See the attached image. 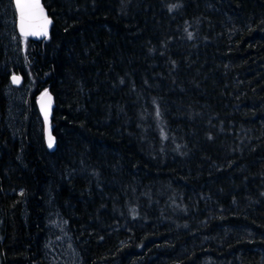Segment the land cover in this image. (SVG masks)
<instances>
[{"label": "trees", "instance_id": "1", "mask_svg": "<svg viewBox=\"0 0 264 264\" xmlns=\"http://www.w3.org/2000/svg\"><path fill=\"white\" fill-rule=\"evenodd\" d=\"M42 1L25 50L0 17L1 264H50L51 211L82 264H264V0Z\"/></svg>", "mask_w": 264, "mask_h": 264}, {"label": "rangeland", "instance_id": "2", "mask_svg": "<svg viewBox=\"0 0 264 264\" xmlns=\"http://www.w3.org/2000/svg\"><path fill=\"white\" fill-rule=\"evenodd\" d=\"M2 22L7 30L9 40L17 48L21 50L26 49V38L20 37L16 30H12L10 27L12 20L9 19V15H1ZM29 87L24 84V79L20 86H13L10 89L9 95L11 97L10 105V120L12 122H18L17 118L20 114V110L24 107V103L27 100ZM40 94L38 95V97ZM48 225L50 227L49 234L45 241V251L47 253V259L50 264H82L79 251L73 241L68 223L57 211H51L48 217ZM1 264V261H0Z\"/></svg>", "mask_w": 264, "mask_h": 264}, {"label": "water", "instance_id": "3", "mask_svg": "<svg viewBox=\"0 0 264 264\" xmlns=\"http://www.w3.org/2000/svg\"><path fill=\"white\" fill-rule=\"evenodd\" d=\"M12 1H13L16 17H17L16 22H15L16 32L20 37L30 38L34 41L49 37L50 29H51V25H52V20L49 16L48 10L45 7L42 0H39V3L43 8L44 16L43 17L37 16L36 19L31 21V25H33V26H30V22L27 20V18H25L23 31L21 30V10H20V7L17 4V0H12ZM21 2L22 3H28V2H32V0H21ZM35 11L38 12V10H35ZM45 17H46L47 21H49V23H47V26H46V32L44 31V18ZM26 32H27V35L25 34ZM13 77H17L18 80H14ZM23 79H24V77L21 74H12L11 75V84L13 86H20ZM36 105H37V109H38V112L40 114V117H41V120L43 123V132H44V137H45V144H46L47 149L49 151H54L56 149V142L57 141H56V137L53 133V126L51 123V115H52L53 109L55 107V97L50 90H44L43 92H41L40 96L37 98ZM45 110H47V119L45 118ZM49 136H51L53 138V144L51 147H49V143H48Z\"/></svg>", "mask_w": 264, "mask_h": 264}, {"label": "snow or ice", "instance_id": "4", "mask_svg": "<svg viewBox=\"0 0 264 264\" xmlns=\"http://www.w3.org/2000/svg\"><path fill=\"white\" fill-rule=\"evenodd\" d=\"M17 4L20 7L21 10V30H24V21L25 18H27V20L30 22V26L31 25V21H33L34 19L37 18V16L43 17L44 13H43V8L39 3V0H32V2H28V3H22L21 0H17ZM35 10H38L35 11ZM47 23H49V21H47L46 17L44 18V31L46 32V26ZM27 35V32L25 33ZM14 80H18L17 77H13ZM45 118L47 119V110H45ZM49 147L52 146L53 144V138L51 136H49Z\"/></svg>", "mask_w": 264, "mask_h": 264}]
</instances>
